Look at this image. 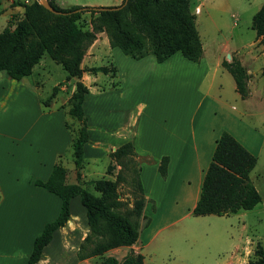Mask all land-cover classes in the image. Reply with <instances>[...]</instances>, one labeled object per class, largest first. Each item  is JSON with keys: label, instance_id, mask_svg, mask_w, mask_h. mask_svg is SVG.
Returning <instances> with one entry per match:
<instances>
[{"label": "crops", "instance_id": "1", "mask_svg": "<svg viewBox=\"0 0 264 264\" xmlns=\"http://www.w3.org/2000/svg\"><path fill=\"white\" fill-rule=\"evenodd\" d=\"M54 1L62 8L105 6L100 1L91 0ZM122 1L116 0L115 5L112 6L120 5ZM216 1L188 0L203 46V56L200 62L186 58L191 63L185 64L186 68L195 71L199 76L200 98L196 102L194 112L191 115L187 114L185 121L175 122L168 113H162L161 117L154 115L153 107L149 108L147 103L142 102L137 106L136 112L130 113L123 123H119L113 129L104 128L108 129L106 132L112 137L111 141H107V144L105 141H95L97 146L103 145L106 151L115 150L121 144L132 141L138 158H146L140 162V179L148 202L144 208L148 224L141 229L139 243L136 246L144 256V264H166L165 259L170 258V255L176 258V253H179L182 256L176 248L178 244L193 248L190 250L192 257L204 261L205 264H235L240 260L235 253L245 240L240 245L234 239L232 244L233 224L230 220L234 216L242 215L239 213L240 210L224 215L195 216L193 208L200 197L205 171L212 160L217 139L222 132L231 133L255 156L264 149V135L257 126L258 120H262L260 113L264 111V87L260 88L261 86L256 84V75L250 67V60L263 58V64L260 67L262 74L264 43L256 33L254 22L264 0H255L257 9L252 15L251 26L256 34L251 44L254 45L256 51H251L250 59L246 61L237 48H231L229 40H219L217 36H210L208 27L202 32L200 27L208 19L200 18V16L207 4H213ZM218 1L220 3L223 0ZM23 2L27 3L29 0H0L2 28L0 33L9 24L14 26L15 22L23 16ZM232 16L236 24L237 18L235 15ZM211 22L215 24V19L209 18V23ZM102 43H107V48ZM101 45L110 55L113 49L118 48H112L106 33L100 32L89 46V52L98 51ZM180 54L177 52L161 63L157 62L152 54L138 60L126 55L128 58L124 59L127 67L130 66V69H127L131 74L139 70L144 76L148 71L153 73L171 70L175 64L172 62L173 59ZM226 55L228 58L237 57L252 74L251 96L247 99L239 93L237 83L232 76L235 103L223 99L221 86L220 88L214 87L215 78L223 71H228L222 64ZM43 59L44 57L34 67L32 74L21 80L9 78L0 71V111L2 114H9L7 117L9 119L0 120V264H27L33 250L34 239L43 232L47 223L59 215L61 210L62 202L59 196L34 184L36 179L47 180L54 165L58 162L62 163L61 158L69 152L73 139V134L67 127L68 114L64 108L56 106L55 100L48 107L43 105L40 81L38 79L28 80L38 69L44 68ZM113 65L117 69L116 76H121L123 80L128 78L130 72L127 69H123L119 64ZM111 87L108 90L117 92L119 98L123 97V88L119 89L116 83ZM89 89L96 90V93L106 91L98 88ZM213 89L215 90L211 91ZM14 105L16 109L20 108V111H10ZM204 105L207 109L213 110L212 115L216 114L214 115L215 120L208 121V113L204 114L200 116L199 126L196 127L197 111ZM148 109L151 113H147ZM219 114L218 119L216 116ZM251 119L256 120L251 121ZM261 123H264V120ZM89 135L85 155L89 147L92 150L97 149L91 146L93 135L90 124ZM163 156H169L165 177L161 175L158 168ZM67 181L74 182L69 173ZM76 197L70 201L71 213L68 222L54 232L51 241L43 249L41 259L36 264H68L72 261L74 264H79L83 262L78 258V252L87 235L76 247L77 243H73L72 239L77 234V223H73V218H83L85 223L83 224L88 230L89 225L86 209L82 203H78L76 207L73 205L77 201ZM152 200L153 207L150 205ZM224 220L230 221L229 228L226 227ZM229 234L230 240L227 239ZM68 237L69 246L66 245ZM208 240L222 246L213 261L208 259V256L212 255V249L204 246ZM52 241H58L64 249L62 258L60 257L61 261L58 259V243L51 246ZM67 250L71 251L69 259L64 256ZM226 254L228 257H225Z\"/></svg>", "mask_w": 264, "mask_h": 264}, {"label": "trees", "instance_id": "2", "mask_svg": "<svg viewBox=\"0 0 264 264\" xmlns=\"http://www.w3.org/2000/svg\"><path fill=\"white\" fill-rule=\"evenodd\" d=\"M49 1L56 10L63 13H54L38 0H29L22 3L23 16L14 26L9 24L0 33V71L7 77L21 80L29 76L42 58L48 56L62 65L68 80L77 79L68 110V114L80 122L71 143L76 182L67 181L68 171L61 162L54 165L47 180L34 181V184L59 196L62 203L59 215L47 223L43 232L34 239L27 264H36L54 232L66 225L71 213L70 201L76 196L80 197L86 209L90 232L81 243L78 252L80 260L103 256L111 249L134 244L141 229L148 224L147 221L140 228L133 219L142 215L147 202L140 179V166L137 168L136 180L140 196L135 197L133 209L122 215L116 211L122 202L117 198L111 199L110 193H114L113 182L100 181L103 192L108 194L105 198L94 196L82 184L85 146L90 139L88 117L84 108L90 89L82 76L88 70L91 73H109L106 66H93L89 69L82 67L86 51L98 33L105 32L112 48L118 47L125 55L137 60L152 54L161 63L180 52L188 60L200 62L203 56L202 42L188 0H123L117 5L121 7L111 9L114 6H106L108 9L105 10H100L101 6L62 8L54 0ZM86 13H89L90 26L84 28L80 25V20ZM254 27L264 43V2L256 15ZM222 64L234 77L241 96L244 99L249 98L252 74L248 68L235 57L230 60L223 59ZM116 73L114 66L111 76H116ZM262 76L264 77V67ZM58 87L55 86L50 97L43 101L46 107L52 103ZM112 155L119 162L128 156L129 159L138 157L132 141L121 144ZM168 163L169 156H163L159 163V171L164 177L167 175ZM256 164L257 157L253 153L231 133L222 132L205 171L200 197L193 208V214L224 215L242 209H253L261 201V196L250 178ZM93 235L100 236V239L88 253L83 254V243ZM256 253L259 256L256 264H264V248L258 247ZM99 264H144V256L139 253L128 256L123 261L109 256Z\"/></svg>", "mask_w": 264, "mask_h": 264}, {"label": "rangeland", "instance_id": "3", "mask_svg": "<svg viewBox=\"0 0 264 264\" xmlns=\"http://www.w3.org/2000/svg\"><path fill=\"white\" fill-rule=\"evenodd\" d=\"M91 1H100L104 3L105 6H112L115 5L116 0ZM256 9L257 6L255 5V0H223L220 3L217 0L216 3L207 4V6L204 8L200 18H207L208 21L205 22L204 20L205 23L203 26L200 25V28L203 32L205 28L208 27V34L210 36H217V39L219 40H229L231 43V48H237L239 53L244 56V60H249L250 55L252 54L250 52L253 50L256 51V49H254V45L251 44L256 34L251 26L252 15ZM232 15H235L237 18L236 24L235 18ZM88 16L89 13H86L84 18H81L80 20V25H82L84 28L90 26V18H88ZM209 18H214L215 24L212 22L209 23ZM1 29L2 28L0 24V30ZM102 44L107 48V43ZM103 45L99 47L98 51L89 52L88 47L82 61V67L85 69H89L93 66H106L109 70L108 75L102 72L91 73L88 70L85 71L82 76V80L89 86V88L106 90L105 92L99 91V93H96V90H90V94H88L84 104L85 112L88 117V124H90L91 133L93 135V145L91 144V146H95L97 149L92 150L91 147H89L87 155H85L84 165L81 170L82 184L83 187L94 196L105 198L108 194L103 192V185L100 184V181L107 180L113 182L114 193H110L111 199L117 198L122 202V205L116 209V211L122 215L128 210L133 209L135 197L140 196V192L136 186L137 168L140 166L141 160L146 158L139 159L137 157L136 159L132 158V160L129 159L128 156L122 158L119 162L112 155L114 150L106 151L103 145L97 146L95 141H105L106 144L107 141H111L112 137L107 135L108 133L106 132L108 129L104 128L109 127L110 129H113L114 127H117L119 123H123L128 118L130 113L136 112L137 106L142 102L147 103L149 108L153 107L154 115H160L161 117L162 113H168L170 117L172 116V119L175 122L177 120L185 121L187 114L191 115L194 112L196 102L200 98V92L198 90L199 76L195 71H191L185 67L186 63L188 64L191 62L184 58L181 54L177 55V57L173 59L172 62L175 63L174 67L171 70H167V72L164 70L153 73L148 71V73L143 76V72L137 70L136 72L133 71V74H131L129 70L130 66L127 67L126 61L124 59L128 57H126V55L119 48L113 49L110 55L104 51ZM231 58H228V55H226L223 59L230 60ZM43 60V64L45 65L44 68L38 69L32 76L28 78V80L38 79L40 81V93L43 96V101L50 97L55 86H59L56 90L55 97L52 99V102L55 100L56 106L64 108L68 114V110L71 107L72 95L76 89L75 84L77 79L73 78L72 80H68L67 73L62 65L56 63L50 57L45 56ZM250 61V67L256 75V84L262 88L264 87V78L261 74L260 67L263 64V58ZM113 64L116 66L119 64L125 70L129 68L127 69V71L130 72L128 74V78L123 80L119 75L111 78L110 76L114 69ZM95 76H97V78H95ZM114 83H116L119 89L123 88L122 98L118 97L117 92L115 93L114 91L108 90L112 88L111 86ZM233 85L234 79L232 75L226 70L215 78L214 87L220 88L221 86V95L223 99L228 100L230 103H235L233 101ZM168 88L171 91H169V93L172 95H168L167 97L165 94H169ZM171 88L174 91L173 93ZM163 90L167 92L165 93ZM214 90L215 89L211 91ZM161 91L162 93L160 94ZM31 109H33V107H31ZM17 110L20 111V108L17 107L16 109V105L10 108V111L15 112ZM211 112H213V110L207 109L205 105L201 107L197 111V115L195 117V126H199L200 116L207 113L208 121L215 120L214 115L216 114L212 115ZM147 113H151V110L148 109ZM8 115L9 114H2L0 111V120L3 119L2 121H4L9 119L7 118ZM260 115L262 120H258L259 123H257V126H259L260 131L264 135V123H261V121L264 120V111H262ZM216 117L219 119L220 114ZM67 118L68 128L72 134H75L78 127L80 126V122L71 117L69 114ZM255 120L256 119H251V121ZM158 121H160V119ZM256 157L257 164L251 171L250 178L253 181L259 195L261 196V201L254 207V209H242L239 211V213H242V215L234 216L230 219L231 223L233 224L231 229L233 235V239L231 240L232 244L234 239L235 242L237 244L239 243L240 245L245 240L243 245L240 246V248L235 253L240 259L235 264H256L257 260L259 259L256 251L258 247L264 248V149L261 152L259 151ZM61 159L64 166L67 168L70 178L76 182V169L71 146L69 148V152H66ZM76 198L78 202H74L73 205L75 207L78 203H81L80 198ZM147 203L148 202H146L145 205ZM150 203V205H152L153 200ZM151 207H153V205ZM133 219H135V221L139 224V227L142 228L147 222L144 209L140 217H134ZM224 222L227 224L226 227L229 228L230 221L224 220ZM73 223H77V234L72 240L73 243H77L76 247H78L82 241V238L90 232L87 227L84 226L85 223L83 218H73ZM64 236H66V234H64ZM229 236L230 234L227 236L228 240H230ZM99 239L100 236L93 235L88 241H85L82 245V253H88L94 246L95 242ZM138 240L132 245H124L111 249L103 256L85 258L83 259V262L79 264H99L105 257L109 256H113L119 261H123L128 256H133L140 253L136 248L139 243ZM69 242L70 239L68 237L66 240L67 246H69ZM57 243L58 259L61 261L60 257L62 258V252L64 249L60 246L58 241H52L51 246ZM204 246L210 247L212 249V255L208 256V259L212 261L216 258L217 251H219V249L222 247L221 244L212 240H208ZM176 248L183 257L180 256L179 253H176V258L173 255H170V258L165 259L167 262L166 264H205L204 261H199L197 258L192 257L190 250L193 248H189L180 244H178ZM73 251L74 250H72V252ZM70 255V250L65 251L64 256L67 259H69ZM186 256L188 258H186ZM225 257H228V254H226ZM68 264H74V262L72 261Z\"/></svg>", "mask_w": 264, "mask_h": 264}, {"label": "water", "instance_id": "4", "mask_svg": "<svg viewBox=\"0 0 264 264\" xmlns=\"http://www.w3.org/2000/svg\"><path fill=\"white\" fill-rule=\"evenodd\" d=\"M44 7H46L48 10H50V11H52V12H54V13H57V14H61V13H63V12H61V11H58V10H56L52 5H51V3H50V1L49 0H38ZM127 1V0H126ZM119 7H121V6H114V7H112L111 9H117V8H119ZM84 9V8H83ZM100 10H105V9H108V7H106V6H102V7H100L99 8ZM82 9H78V11H81Z\"/></svg>", "mask_w": 264, "mask_h": 264}, {"label": "bare ground", "instance_id": "5", "mask_svg": "<svg viewBox=\"0 0 264 264\" xmlns=\"http://www.w3.org/2000/svg\"><path fill=\"white\" fill-rule=\"evenodd\" d=\"M167 88V87H166ZM157 90V89H156ZM171 90H172V88H171ZM164 92H165V90H163ZM169 91H170V89L168 88V93H169ZM167 92V91H166ZM165 92V93H166ZM171 92V91H170ZM174 91L172 90V93H173ZM162 93V91L160 92V94ZM159 94V93H158ZM164 94V93H163ZM168 95L170 96V95H172L171 93H169V94H165V96H167L168 97Z\"/></svg>", "mask_w": 264, "mask_h": 264}]
</instances>
